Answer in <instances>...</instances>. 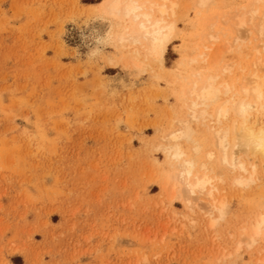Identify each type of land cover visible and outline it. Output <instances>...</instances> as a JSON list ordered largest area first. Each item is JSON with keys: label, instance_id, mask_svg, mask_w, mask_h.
Returning <instances> with one entry per match:
<instances>
[{"label": "rangeland", "instance_id": "374dc122", "mask_svg": "<svg viewBox=\"0 0 264 264\" xmlns=\"http://www.w3.org/2000/svg\"><path fill=\"white\" fill-rule=\"evenodd\" d=\"M103 1L0 0V264H264V231L253 247L244 235L264 214V164L248 188L227 177L214 227L204 201L172 199L156 142L177 112L171 80L111 65L115 22L92 11ZM190 4L165 64L186 87L206 48L248 70L264 57L258 36L224 21L247 1ZM99 23L106 42L87 51L79 37Z\"/></svg>", "mask_w": 264, "mask_h": 264}, {"label": "bare ground", "instance_id": "6f19581e", "mask_svg": "<svg viewBox=\"0 0 264 264\" xmlns=\"http://www.w3.org/2000/svg\"><path fill=\"white\" fill-rule=\"evenodd\" d=\"M245 1L247 6H238L224 21L239 38L247 30L246 34L264 42V0ZM211 3L197 0L200 9ZM181 4L182 0H104L92 11L115 22L113 38L119 61L111 60V65H118L121 57L135 71L153 70L171 80L170 90L178 103L170 119L174 130L166 136L156 130L157 145L162 143L158 150L167 161L164 185L172 189L173 200L179 196L191 207L204 201L214 227L226 217V201L218 197L227 177L232 187L248 188L257 181L264 164V57L248 70L242 64L229 66L219 51L210 60L211 49L206 48L207 53L192 60L194 66L207 65L205 74H194L186 87L181 65L171 70L165 66L169 48L180 35L177 19ZM105 32L104 23L94 25L79 37L82 47L100 51L106 42ZM211 40L217 42L214 36ZM166 71L171 73L166 75ZM263 231L264 214L244 230L251 247L258 245Z\"/></svg>", "mask_w": 264, "mask_h": 264}]
</instances>
